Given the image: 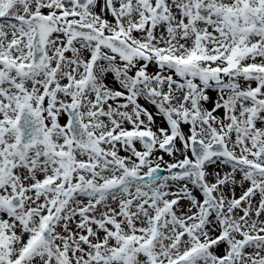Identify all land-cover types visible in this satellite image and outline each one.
<instances>
[{
  "label": "snow or ice",
  "instance_id": "6c2138e0",
  "mask_svg": "<svg viewBox=\"0 0 264 264\" xmlns=\"http://www.w3.org/2000/svg\"><path fill=\"white\" fill-rule=\"evenodd\" d=\"M0 264H264V0H0Z\"/></svg>",
  "mask_w": 264,
  "mask_h": 264
}]
</instances>
